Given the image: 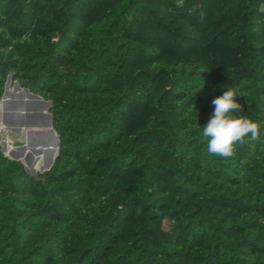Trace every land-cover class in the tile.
<instances>
[{
	"label": "trees",
	"instance_id": "1",
	"mask_svg": "<svg viewBox=\"0 0 264 264\" xmlns=\"http://www.w3.org/2000/svg\"><path fill=\"white\" fill-rule=\"evenodd\" d=\"M9 77L59 145L36 176L0 145V264H264V143L202 138L231 87L264 141V0H0Z\"/></svg>",
	"mask_w": 264,
	"mask_h": 264
},
{
	"label": "rangeland",
	"instance_id": "2",
	"mask_svg": "<svg viewBox=\"0 0 264 264\" xmlns=\"http://www.w3.org/2000/svg\"><path fill=\"white\" fill-rule=\"evenodd\" d=\"M15 88L16 85L11 80L8 83L10 96L7 99L9 101L6 102L5 110L2 111L0 108V120H2V118L3 121L6 120L5 123L8 126V128H5V124L3 122L0 124L1 149H3V153L11 160L16 159H14L13 156L8 155V146L19 148L21 153L24 149L25 153L22 154V157L15 152L14 155L23 163L26 171H33L32 173L37 175L38 173H43L49 169H34L31 171L30 165L33 164L35 160L40 157V155L43 156V159L50 162L51 159H53L52 153L43 149L40 145L31 144L32 147L26 148V144L30 138L38 139L46 137L50 140L52 139V135H50V130L52 131V129L48 128L49 118L47 116V107L38 100L29 97L24 92V89H20L18 92L14 90ZM1 102L2 101H0V103ZM11 128H14L15 131ZM39 160L40 159H38L37 162L41 163L42 159L40 161Z\"/></svg>",
	"mask_w": 264,
	"mask_h": 264
},
{
	"label": "clouds",
	"instance_id": "3",
	"mask_svg": "<svg viewBox=\"0 0 264 264\" xmlns=\"http://www.w3.org/2000/svg\"><path fill=\"white\" fill-rule=\"evenodd\" d=\"M244 96L237 89L227 88L222 95L212 100L214 111L211 118L202 129V138L206 142L207 152L211 156L223 159L233 158L237 148L245 145H255L261 140V127L245 116L237 97ZM195 110V105H193Z\"/></svg>",
	"mask_w": 264,
	"mask_h": 264
},
{
	"label": "bare ground",
	"instance_id": "4",
	"mask_svg": "<svg viewBox=\"0 0 264 264\" xmlns=\"http://www.w3.org/2000/svg\"><path fill=\"white\" fill-rule=\"evenodd\" d=\"M15 91H20V89L19 88H15L14 89ZM9 97V95L8 96H6L5 97V99L0 103V108L2 109V111L3 110H5V105H6V102H8L9 100L7 99ZM7 108V107H6ZM3 114V113H2ZM2 117H4L3 115H1ZM6 121V120H5ZM5 121H3V118H2V120H0V124H2V122L5 124V128H8V126H7V124L5 123ZM48 128L49 129H52L51 127H50V124L48 125ZM50 135H52V139L50 140V139H48V138H30L28 141H27V144H26V148H28L31 144L32 145H40V146H42V148L43 149H45V150H48L49 152H51L52 153V156L54 155V153H55V149H56V138H55V135H54V133L50 130ZM25 150H27V149H25ZM7 151H8V155L9 156H12V154L15 152L16 154L18 153V155H21V157H22V154L23 153H25V151H24V149H23V151H22V153H21V150L19 149V148H15V147H12V146H8L7 147ZM21 153V154H20ZM53 158V157H52ZM38 159H42L41 161V163H39V162H37L38 161ZM37 160H35V162L33 163V164H31L30 165V167H31V171L32 170H34V169H39V170H42V169H44V168H47L48 167V165H50V163H51V161L50 162H48V161H46L45 159H43V156L42 155H40V157L38 158ZM39 160V161H40ZM52 160V159H51ZM48 164V165H47ZM29 167V168H30ZM33 172V171H32Z\"/></svg>",
	"mask_w": 264,
	"mask_h": 264
},
{
	"label": "water",
	"instance_id": "5",
	"mask_svg": "<svg viewBox=\"0 0 264 264\" xmlns=\"http://www.w3.org/2000/svg\"><path fill=\"white\" fill-rule=\"evenodd\" d=\"M10 81H11V78L9 77L8 80H7V82H6V84H5V91H4V94H3V96H2L1 101H3V100L5 99L6 96H8V95L10 96V92H9V90H8V83H9ZM15 85H16L17 88L22 89L17 83H15ZM24 92H25L29 97L38 100L39 102L43 103V104L47 107V116H48V118H49V124H50V127L52 128L51 114L49 113V109H50V107H51V103L48 102V101L43 100L41 97H39V96H37V95H35V94H32V93H31L29 90H27V89H24ZM49 124H48V125H49ZM11 129H13V130L15 131L14 128H11ZM52 132L54 133L55 138H56V139H55V140H56V149H55V153H54V155H53V159L51 160V163H50V165H48L47 169H50V168H51V166H52V164H53V161H54V158H55V157L57 156V154H58L59 138H58L56 132H55L53 129H52ZM29 147H32V145H30ZM2 150H3V149H2ZM5 156L8 158L7 155H5ZM12 156H13L14 159L19 160V159L14 155V153L12 154ZM22 164H23V163H22ZM27 172H28L31 176H36L35 174H33L32 172H30L29 170H27Z\"/></svg>",
	"mask_w": 264,
	"mask_h": 264
}]
</instances>
